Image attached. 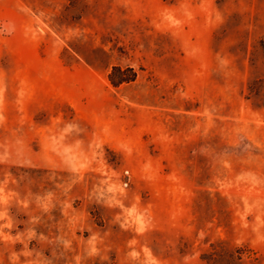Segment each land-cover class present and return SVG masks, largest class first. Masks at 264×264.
Returning <instances> with one entry per match:
<instances>
[{"label": "rangeland", "instance_id": "1", "mask_svg": "<svg viewBox=\"0 0 264 264\" xmlns=\"http://www.w3.org/2000/svg\"><path fill=\"white\" fill-rule=\"evenodd\" d=\"M0 264H264V0H0Z\"/></svg>", "mask_w": 264, "mask_h": 264}, {"label": "trees", "instance_id": "2", "mask_svg": "<svg viewBox=\"0 0 264 264\" xmlns=\"http://www.w3.org/2000/svg\"><path fill=\"white\" fill-rule=\"evenodd\" d=\"M120 71V69L117 68H113V71ZM108 80L109 82L113 85V86H118L119 84L123 83V82H130L133 80V78H118L117 80H114L112 77V72L108 75Z\"/></svg>", "mask_w": 264, "mask_h": 264}, {"label": "crops", "instance_id": "3", "mask_svg": "<svg viewBox=\"0 0 264 264\" xmlns=\"http://www.w3.org/2000/svg\"><path fill=\"white\" fill-rule=\"evenodd\" d=\"M42 76H43V78L45 79V78H46V73L44 72V73L42 74Z\"/></svg>", "mask_w": 264, "mask_h": 264}]
</instances>
